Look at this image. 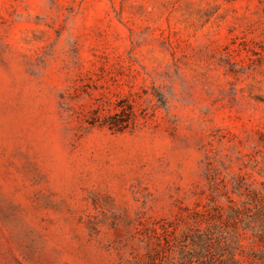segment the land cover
I'll return each mask as SVG.
<instances>
[{"label": "rangeland", "instance_id": "rangeland-1", "mask_svg": "<svg viewBox=\"0 0 264 264\" xmlns=\"http://www.w3.org/2000/svg\"><path fill=\"white\" fill-rule=\"evenodd\" d=\"M0 264H264V0H0Z\"/></svg>", "mask_w": 264, "mask_h": 264}]
</instances>
